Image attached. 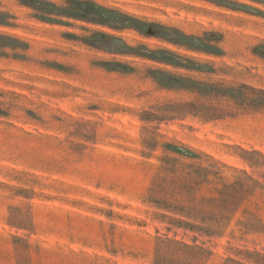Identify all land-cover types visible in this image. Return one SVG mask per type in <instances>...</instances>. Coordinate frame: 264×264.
Instances as JSON below:
<instances>
[{"label":"rangeland","instance_id":"374dc122","mask_svg":"<svg viewBox=\"0 0 264 264\" xmlns=\"http://www.w3.org/2000/svg\"><path fill=\"white\" fill-rule=\"evenodd\" d=\"M251 224L264 0H0V264H264Z\"/></svg>","mask_w":264,"mask_h":264},{"label":"trees","instance_id":"16d2710c","mask_svg":"<svg viewBox=\"0 0 264 264\" xmlns=\"http://www.w3.org/2000/svg\"><path fill=\"white\" fill-rule=\"evenodd\" d=\"M35 1V0H34ZM78 5H86V4H89L90 6L92 7H95V10L100 13L99 15H96L94 16V20L96 21H100L101 23H104V24H110L112 23L113 19L111 18L112 15H118L120 17H123L121 14L115 12V10H112V9H108V8H103L101 6H95V3L93 2H90V3H85V2H82V1H75ZM48 8H45L47 9L46 11H49V12H55V13H66L68 15H76L75 12H65V11H61V10H58V9H54V8H50V7H53V6H48ZM85 13H88L87 11L84 10ZM132 25L141 29L142 26L139 24V21L136 19V18H131L129 17L128 18ZM176 37L173 39L174 43L176 44H185V45H189L193 48H200V49H204V50H207V51H210L213 49V47L211 46H207V45H203V46H199V45H196L194 44V41L196 40L195 38H191V37H187L185 34L179 32V31H176ZM152 59L154 60H157V61H163V62H166V63H170V64H176L177 62L175 60H173L172 58H169V57H166V56H162L158 53H153L151 56H150ZM226 188V187H225ZM239 188H242V185H240ZM224 193H220L221 195L223 196H228L229 197V193L226 192V191H223ZM228 197L227 198H222L221 197V200H220V203L217 204L218 207H220L221 209L223 210H227V202H228ZM214 201V199H212ZM224 220H227V218H225L224 216H214L212 218H208L207 220H203L201 223H206L205 221H208V224H204V225H192V224H189V223H185V227L193 230V231H196L198 233H201L202 235H206L208 237H213V236H220V235H223L224 231H223V228L225 227V224H224ZM252 230H254V227H259L260 229H262V231L264 232V225H254V224H251L250 225ZM169 243H172L171 241H168ZM176 244H178L180 247L184 248L185 250H189V251H193V252H199V253H202V254H210V252L208 250H206L205 248L201 247V246H198V245H189V244H186V243H178V242H174ZM161 248V245L159 246L158 249ZM258 254V253H257ZM259 255V254H258ZM227 262H232V260H228ZM236 264H241V263H236Z\"/></svg>","mask_w":264,"mask_h":264}]
</instances>
